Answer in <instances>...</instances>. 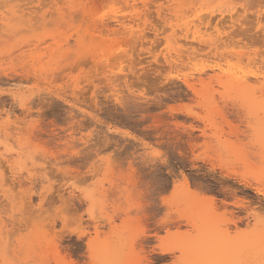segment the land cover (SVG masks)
I'll return each instance as SVG.
<instances>
[{"label": "rangeland", "instance_id": "rangeland-1", "mask_svg": "<svg viewBox=\"0 0 264 264\" xmlns=\"http://www.w3.org/2000/svg\"><path fill=\"white\" fill-rule=\"evenodd\" d=\"M190 1L0 0V264H260L264 0Z\"/></svg>", "mask_w": 264, "mask_h": 264}, {"label": "bare ground", "instance_id": "bare-ground-1", "mask_svg": "<svg viewBox=\"0 0 264 264\" xmlns=\"http://www.w3.org/2000/svg\"><path fill=\"white\" fill-rule=\"evenodd\" d=\"M194 1H195V0H194ZM204 1H205V0H203V2H198V1L193 2V1H190V2L187 3V5L185 6V9L187 10V8L189 7V5H191V10H192V8H195V7H197V6H198V8H197L198 10H197V9H196V10L199 11V12L202 11V10H204V9L207 10V7L205 6V2H204ZM260 2H261V1H260ZM189 8H190V7H189ZM185 9H184V10H185ZM184 10H182V12H183ZM193 10H194V9H193ZM220 12H221V11H220ZM222 13H223V12H222ZM236 13H237V11H236ZM189 14H190V13H189ZM230 14H231V13H230ZM217 15H218V14H217ZM233 15H234V14H233ZM235 15H236V14H235ZM196 16H197V15H196ZM227 16H228V15H227ZM227 16H226V17H227ZM237 16H238V15H237ZM237 16H235V17H237ZM260 16H261V15H260ZM228 17H229V16H228ZM235 17H234V18H235ZM252 17H253V16H252ZM191 18H192V17H191ZM194 18H195V17H194ZM207 18H208V17H207ZM223 18H225V16H224ZM201 19H202V18H201ZM225 19H226V18H225ZM244 19H245V18H244ZM244 19H243V20H244ZM258 19H259V18H258ZM258 19H257V20H258ZM262 19H264V17H263ZM262 19H261V20H262ZM187 20H188V19H187ZM212 20H213V18H212ZM217 20H218V19H217ZM221 20H223V19H221ZM234 20H236V18L233 19V21H234ZM259 20H260V19H259ZM194 21H195V19H194ZM194 21H193V20L186 21V22H185V26H186V27H194V28H195V27L198 28V27L201 26L202 23H201L200 21H198V22L196 21L197 23H195ZM209 21H210V20H209ZM223 21H224V20H223ZM227 21H228V20H225V22H227ZM229 21H230V20H229ZM229 21H228L227 23H229ZM233 21H232V23H235V22H236V21H234V22H233ZM238 21H239V20H238ZM253 21H254V20H253ZM217 22H218V21H217ZM239 22H240V21H239ZM205 23H206V22H205ZM218 23H219V22H218ZM218 23H217V24H218ZM220 23H222V22H220ZM241 23H242V22H241ZM243 23H244V22H243ZM256 23H257V21H256ZM210 24H211V23H210ZM222 24H223V23H222ZM222 24H221V25H222ZM206 25L209 26V23H207ZM219 25H220V24H219ZM219 25H218V27H219ZM232 25H233V24H232ZM234 25H237V24L235 23ZM207 26H206V27H207ZM211 26H212V25H211ZM215 26H217V25L215 24ZM204 27H205V26H204ZM220 27H221V26H220ZM220 27H219V28H220ZM228 27H231V26H228ZM228 27H226V28H228ZM234 27H235V26H234ZM223 28H224V27H223ZM202 29H203V28H202ZM221 29H222V28H221ZM236 29H237V28H236ZM258 30H260V29H258ZM231 31H232V30H231ZM257 33H258V31H257ZM259 35H260V34H259ZM259 35H258V36H259ZM261 35H262V34H261ZM223 36H224V35H223ZM223 36H222V38H223ZM262 36H263V35H262ZM259 37H261V36H259ZM257 55H258V54H257ZM258 58H260V57H258ZM253 60H254V59H253ZM260 61H261V60H260ZM262 62H263V61H262ZM187 85H188V84H187ZM0 103H1V102H0ZM8 118H9V116H8ZM6 129H7V128H6ZM6 129H5V130H6ZM9 130H10V128H9ZM10 131H11V130H10ZM10 131H8V132H10ZM9 135H10V134H9ZM4 137H5V136H4ZM7 137H8V136H7ZM9 139H10V138H9ZM11 173H12V171H11ZM7 175H8V174H7ZM7 175H6V176H7ZM11 181H12V179H11ZM11 181H9V182L11 183ZM6 183H7V182H6ZM10 183H8V184H10ZM12 184H14V183H12ZM191 184H192V183H191ZM190 186H191V185H190ZM197 186H198V185H197ZM198 189H199V188H198ZM203 189H204V188H203ZM198 195H199V194H198ZM210 198H211V197H210ZM208 200H209V199H208ZM208 200H207V201H208ZM211 200H212V199H211ZM212 203H213V202H212ZM210 208H211V206H210ZM212 210H214V209L211 208V211H212ZM10 214H11V213H10ZM10 218H12V216H11ZM10 218H9V219H10ZM174 225H175V224H174ZM262 232H263V231H262ZM263 238H264V237H263ZM263 238H262V239H263ZM262 239L260 240V242L262 241ZM252 242H253V241H252ZM260 242H259V243H260ZM262 242H263V241H262ZM262 242H261V243H262ZM261 243H260V244H261ZM254 244H255V243H254ZM252 245H253V244H252ZM255 245H256V244H255ZM259 246H261V245H259ZM251 248H253V247H250V249H251ZM255 248H258V246H255ZM255 248H254V249H255ZM257 250H258L259 253L257 252ZM257 250L253 251V254H252V255H254V253H255V254L258 253L257 256H258V255L260 256V264H264V244H263V246L259 247ZM57 251H58V250H57ZM251 251H252V249H251ZM56 253H57V252H56ZM252 255H251V256H252ZM246 256H247V254H246ZM254 256H255V255H254ZM254 256H253V257H254ZM61 257H62V256H61ZM250 259H251V258H250Z\"/></svg>", "mask_w": 264, "mask_h": 264}]
</instances>
